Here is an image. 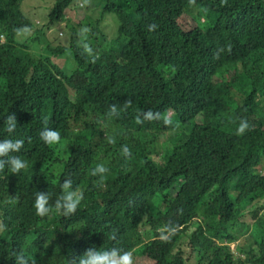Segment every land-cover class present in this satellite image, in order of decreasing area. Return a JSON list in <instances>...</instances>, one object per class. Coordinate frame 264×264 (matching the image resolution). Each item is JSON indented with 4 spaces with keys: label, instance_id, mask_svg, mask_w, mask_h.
<instances>
[{
    "label": "trees",
    "instance_id": "trees-1",
    "mask_svg": "<svg viewBox=\"0 0 264 264\" xmlns=\"http://www.w3.org/2000/svg\"><path fill=\"white\" fill-rule=\"evenodd\" d=\"M27 2L0 0V143L24 141L0 155V264L20 251L79 264L89 248L133 264H264V0H52L40 29ZM65 179L83 197L70 217L54 208ZM37 192L50 197L43 217Z\"/></svg>",
    "mask_w": 264,
    "mask_h": 264
},
{
    "label": "clouds",
    "instance_id": "clouds-1",
    "mask_svg": "<svg viewBox=\"0 0 264 264\" xmlns=\"http://www.w3.org/2000/svg\"><path fill=\"white\" fill-rule=\"evenodd\" d=\"M87 2V0H86ZM225 0H221V4H223ZM152 27H155L153 25ZM31 30L28 28L24 29V32H30ZM18 33H21L20 29H17ZM131 101L126 102L125 107L130 106ZM111 111L115 112L116 109L114 107H111ZM161 118L160 114L157 113L155 117H153V113L149 111L146 114V119L152 120V119H158ZM165 124H172L173 121L167 117L163 116ZM144 121L140 120L138 117L136 118L137 124H142ZM45 125L47 124V119L44 120ZM178 124V123H177ZM15 120L13 117L9 116L6 121V131L9 133H12L15 130ZM250 129V125L247 120L242 119L238 128H237V134L242 135L245 131ZM41 139L48 145L58 144L60 142V134L58 131H52L49 130L47 127H45L44 130L40 133ZM114 143V141H111ZM24 141L23 140H5L4 142L0 143V155H4L10 150L13 152H18L23 147ZM122 153L123 155L128 158L131 156L130 149L125 145L122 147ZM9 170L13 174H18L21 169L25 168L26 164L24 161H22L18 156H10L9 157ZM4 170V162L0 161V171ZM108 172V169L105 168L103 165H98L96 168H94L91 172L93 176H100V180L103 181L106 177L105 174ZM72 187V181L71 179H65L63 184L61 185V188L63 189V195H61L57 200L55 201L54 208L57 212H62V214L65 217H70L75 214L77 211L82 196L78 195L76 192L71 191ZM49 194L43 193V192H37L36 193V200L34 203V206L36 208V214L38 216H45L50 211H52V207L49 206ZM107 227V226H106ZM6 230L5 226H0V231ZM117 229L113 228L111 232L108 233V238L111 240H116L117 238ZM165 239V238H163ZM120 252L121 254L118 255L117 252ZM13 256H16L18 264H29V261H31V264H36V260L34 258H30L24 254V252H13ZM70 264H75L74 261H70ZM79 264H133L132 260V254L131 252L124 251L122 252L120 249L112 248L111 250L107 251H96L92 248H89L86 250L84 255L79 258Z\"/></svg>",
    "mask_w": 264,
    "mask_h": 264
},
{
    "label": "rangeland",
    "instance_id": "rangeland-1",
    "mask_svg": "<svg viewBox=\"0 0 264 264\" xmlns=\"http://www.w3.org/2000/svg\"><path fill=\"white\" fill-rule=\"evenodd\" d=\"M52 0H28L27 2V5L29 4L30 7L33 9V12L36 14H34L36 17H35V25H36V28L37 29H40V27L42 26V20H46V14H49L50 11L48 10L51 6V2ZM43 9H47V10H43ZM27 15L29 16L30 19H33L34 16L31 15V14H28ZM66 15L67 16H72V17H78L80 18L78 15H76V13L74 11H71V10H67L66 11ZM114 22H115V31H114V34L113 36L116 37L117 35V30H118V21L116 19H114ZM113 29H110L108 31L109 33V37L112 33ZM28 38V35H22V40H25ZM48 41L50 43H52L53 45H56V44H64L66 41H67V37H66V34L62 33V34H59V35H55L54 34H51L49 37H48ZM31 44H29L30 46ZM34 47V51L38 54H42L44 55L45 52V47H46V44H42L40 46L36 45V47H40V48H36L35 45H33ZM70 58H66V57H63L61 59H56V58H53V62L58 65L60 68H63V67H67L68 69H73L74 66H73V63L71 60H69ZM176 191L178 190H175L172 192V194H175ZM197 228V224H194L193 227H191L190 229V233H195V230ZM259 230V229H258ZM253 233H257V230L254 229L253 230ZM147 234V233H146ZM145 241H147L148 239H150V235H145ZM247 238L248 236L246 237H242L239 239V241H237V243H235L233 246H232V249H235L236 247H238L240 244V246H242V243L244 244H247V245H253V244H250V243H247Z\"/></svg>",
    "mask_w": 264,
    "mask_h": 264
}]
</instances>
